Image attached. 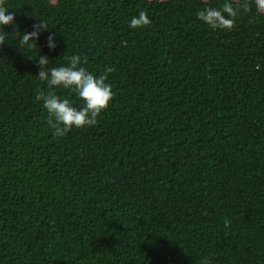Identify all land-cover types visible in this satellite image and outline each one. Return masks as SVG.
<instances>
[{
	"label": "trees",
	"instance_id": "1",
	"mask_svg": "<svg viewBox=\"0 0 264 264\" xmlns=\"http://www.w3.org/2000/svg\"><path fill=\"white\" fill-rule=\"evenodd\" d=\"M225 2L4 0L0 264H264V9L249 0L231 29L197 19ZM141 10L150 24L129 29ZM39 54L107 76L95 126L52 134Z\"/></svg>",
	"mask_w": 264,
	"mask_h": 264
},
{
	"label": "clouds",
	"instance_id": "2",
	"mask_svg": "<svg viewBox=\"0 0 264 264\" xmlns=\"http://www.w3.org/2000/svg\"><path fill=\"white\" fill-rule=\"evenodd\" d=\"M257 7L264 9V0H255ZM249 0H226L219 8L205 7L196 13L197 19L212 29H231L238 13L249 10ZM14 21V13L0 0V27ZM147 12L141 10L128 21L129 29H136L150 24ZM48 28L43 19L34 23L32 31H25L21 37L20 47L37 46L42 31ZM6 40L5 32H0V44ZM47 47L54 50L57 47V37L49 32ZM66 63L49 67L47 55L39 54L36 63L38 72L35 75L45 83L44 88H38L35 99L42 102L47 113V125L56 137L65 136L73 127L95 126L101 112L107 107L113 97L112 86L107 82L106 75H97L89 71L84 65L86 57L71 54L64 58ZM112 69L108 68L110 72ZM63 88L73 91L82 101L79 106L74 105L68 98L56 94V89ZM227 221L225 225L227 226ZM201 264H210L207 257L201 258Z\"/></svg>",
	"mask_w": 264,
	"mask_h": 264
}]
</instances>
